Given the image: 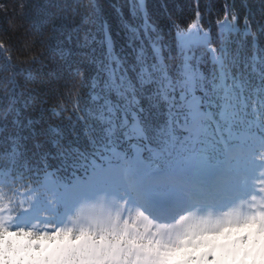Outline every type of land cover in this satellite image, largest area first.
Listing matches in <instances>:
<instances>
[{
	"label": "snow or ice",
	"instance_id": "6c2138e0",
	"mask_svg": "<svg viewBox=\"0 0 264 264\" xmlns=\"http://www.w3.org/2000/svg\"><path fill=\"white\" fill-rule=\"evenodd\" d=\"M177 7L19 5L21 20L30 10L49 26L41 43L63 84L21 91L17 77L35 83L44 53L23 67L0 44L9 72L0 80V187L25 184L33 202L44 196L57 211L119 198L167 223L229 199L264 166V2L259 19L249 0H224L214 21L211 0L189 5L190 19Z\"/></svg>",
	"mask_w": 264,
	"mask_h": 264
},
{
	"label": "clouds",
	"instance_id": "9594fccd",
	"mask_svg": "<svg viewBox=\"0 0 264 264\" xmlns=\"http://www.w3.org/2000/svg\"><path fill=\"white\" fill-rule=\"evenodd\" d=\"M264 192V185H261ZM7 205L0 200V208ZM209 254L211 259L208 258ZM264 264V196L218 216L154 225L141 210L59 227H16L0 214V264Z\"/></svg>",
	"mask_w": 264,
	"mask_h": 264
},
{
	"label": "trees",
	"instance_id": "16d2710c",
	"mask_svg": "<svg viewBox=\"0 0 264 264\" xmlns=\"http://www.w3.org/2000/svg\"><path fill=\"white\" fill-rule=\"evenodd\" d=\"M73 0H0V44H3L9 51L5 55H10L13 64H20L23 67H28L27 61L31 60L33 57L40 56L43 52L44 55L40 56L43 64L33 65L34 70H37L35 76V83L28 81L25 82L23 77H17V80L21 84V91H27L29 89H37L41 92L48 91L51 92L63 84L62 80L53 79L50 73L61 72L60 62L52 63L48 59V53L45 46L41 43L42 40L46 39L49 35V26L42 25L43 17H38L33 11H28V16L26 19L21 20L19 15L21 3H28L29 5L34 4H45V3H68L71 4ZM170 3H175L176 5H183V10L179 7L176 9V13L179 16L187 17L190 19L189 5L192 6V11L195 10L196 0H169ZM208 0H199L200 8L203 10L204 5ZM253 4V10L255 12L256 18L259 19L260 16V6L264 0H249ZM213 5L211 19L214 21L217 16V10H221L222 15V5L224 0H211ZM7 9L5 10V7ZM15 6L16 15H12L13 7ZM7 12V14H6ZM207 17L205 22L207 23ZM33 20L38 22L39 32L36 28L31 27ZM187 20L185 21V24ZM0 51H3L0 49ZM4 65V58L0 57V66ZM9 75L8 71L0 70V80L6 78ZM43 81V82H41ZM0 87H3L0 84ZM36 108L40 105L37 103ZM26 187L25 184H17L14 187H0V196L3 194L6 196L8 192H13L16 189Z\"/></svg>",
	"mask_w": 264,
	"mask_h": 264
},
{
	"label": "rangeland",
	"instance_id": "374dc122",
	"mask_svg": "<svg viewBox=\"0 0 264 264\" xmlns=\"http://www.w3.org/2000/svg\"><path fill=\"white\" fill-rule=\"evenodd\" d=\"M261 182H264V166L257 164L244 175L240 189L233 194L236 196V200L231 203L230 209H242L252 198L264 196L258 185V183L261 185ZM243 194L248 195L244 197ZM118 199L119 198L97 195L93 199L80 201L65 211H57L45 202L44 196L38 197L37 201L33 202L27 187H24L6 194L2 201L7 207L0 208V214L11 215L14 225L18 228H27L31 226L45 228L47 226L59 227L69 222V219L73 217L79 218L81 222H86L90 219H102L107 212L113 211L108 207V204L113 205V208H115L114 211H119L122 216L139 209L136 207H129L124 201L120 202L121 200L116 202ZM29 206L31 210L25 211L24 209L29 208ZM209 213L218 216L224 212L211 210L209 206L190 208L174 217H169L167 223H161L158 219L145 216V214L144 216L151 220L154 225L168 227L182 216L190 214L200 216ZM17 217L22 218V225L18 223ZM208 258L211 259L210 254ZM104 264H109V262L105 261ZM112 264H120V262L114 261Z\"/></svg>",
	"mask_w": 264,
	"mask_h": 264
}]
</instances>
